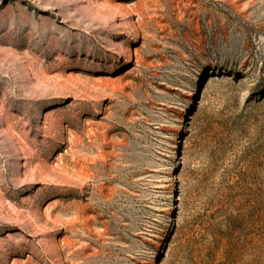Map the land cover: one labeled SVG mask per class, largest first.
I'll return each instance as SVG.
<instances>
[{"label": "rangeland", "instance_id": "374dc122", "mask_svg": "<svg viewBox=\"0 0 264 264\" xmlns=\"http://www.w3.org/2000/svg\"><path fill=\"white\" fill-rule=\"evenodd\" d=\"M215 170L264 264V0H0V264H188Z\"/></svg>", "mask_w": 264, "mask_h": 264}, {"label": "trees", "instance_id": "16d2710c", "mask_svg": "<svg viewBox=\"0 0 264 264\" xmlns=\"http://www.w3.org/2000/svg\"><path fill=\"white\" fill-rule=\"evenodd\" d=\"M211 173L202 208L190 230L191 237L181 251L183 261L244 264L255 246V231L263 222V203L251 193H237V187L228 182L232 173L222 175L220 183L218 172Z\"/></svg>", "mask_w": 264, "mask_h": 264}]
</instances>
